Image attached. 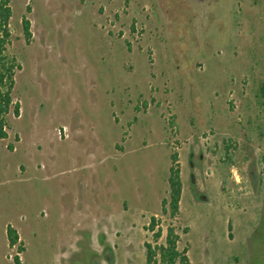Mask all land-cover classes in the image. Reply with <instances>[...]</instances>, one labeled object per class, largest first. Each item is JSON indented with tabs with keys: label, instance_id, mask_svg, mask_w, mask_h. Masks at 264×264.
<instances>
[{
	"label": "rangeland",
	"instance_id": "374dc122",
	"mask_svg": "<svg viewBox=\"0 0 264 264\" xmlns=\"http://www.w3.org/2000/svg\"><path fill=\"white\" fill-rule=\"evenodd\" d=\"M9 6L0 264H145L171 155L190 263L264 264V0Z\"/></svg>",
	"mask_w": 264,
	"mask_h": 264
},
{
	"label": "trees",
	"instance_id": "16d2710c",
	"mask_svg": "<svg viewBox=\"0 0 264 264\" xmlns=\"http://www.w3.org/2000/svg\"><path fill=\"white\" fill-rule=\"evenodd\" d=\"M11 9L9 0H0V139L7 137L9 128L6 116L12 109L14 116L18 114V105L13 103L11 91L14 85V72L18 69L15 59L7 53V47L10 44L9 19ZM22 29L25 39L30 36L29 22L22 21ZM171 166L168 171V199L162 200V214L168 216L171 223L168 225L164 241L161 244L151 245L144 243L145 264H191L187 255V246L180 248L183 237L188 233V227L183 226L180 220L179 201L181 196V180L177 167L175 156H170ZM159 219L151 216L148 225L145 227L147 232H153L159 224ZM175 222L176 224H173ZM160 232L154 234V240L157 241ZM7 237L10 245L17 242L15 231L7 228Z\"/></svg>",
	"mask_w": 264,
	"mask_h": 264
}]
</instances>
